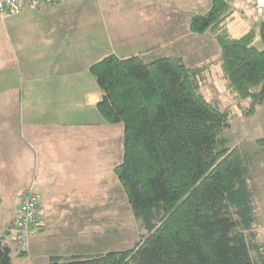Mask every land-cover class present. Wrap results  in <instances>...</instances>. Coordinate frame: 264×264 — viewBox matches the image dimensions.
Here are the masks:
<instances>
[{
	"label": "trees",
	"instance_id": "16d2710c",
	"mask_svg": "<svg viewBox=\"0 0 264 264\" xmlns=\"http://www.w3.org/2000/svg\"><path fill=\"white\" fill-rule=\"evenodd\" d=\"M231 1L211 0L190 21L193 32L210 31L220 43L217 60L193 66L181 55L110 53L91 65L102 89L99 113L124 127L123 158L114 170L144 231L124 249H104L109 238L94 251L54 249L48 264H264V244L253 229L251 170L240 147L221 135L230 110L202 88L203 72L218 62L240 104L264 103V46L257 44H264V19L232 34ZM258 141L264 145V136ZM15 251L0 240V264H16Z\"/></svg>",
	"mask_w": 264,
	"mask_h": 264
},
{
	"label": "crops",
	"instance_id": "0c3cea01",
	"mask_svg": "<svg viewBox=\"0 0 264 264\" xmlns=\"http://www.w3.org/2000/svg\"><path fill=\"white\" fill-rule=\"evenodd\" d=\"M99 1L100 8L95 4L98 0H57L44 8L2 18L17 28L34 29L30 38L14 43L17 71L12 74V82L1 86L6 90L4 94L12 92L15 99L12 104L0 101V174H13L10 186L15 187L13 197L18 204L23 187L30 182L36 185L41 197L38 219L42 221L40 226L38 223V234L34 235L38 240L46 231L58 227L56 222L64 220L66 213L83 218L86 206L94 203L92 199L99 194L91 192L94 186L86 184L85 173H96L103 156L110 158L113 169L117 163L114 160L112 164V157L118 149L120 134L124 136V127L122 123H107L99 113L97 103L102 98V89L91 65L110 53L122 57L140 54L151 60L165 52H156L159 47L148 44L153 37L150 26L157 29V37L161 39L174 22L181 25V19L170 18L167 11L179 13V17L187 12L190 24L194 15L211 6V0ZM117 22L118 27L112 26ZM141 44L147 46L135 48ZM179 52L166 54L182 56ZM6 77L0 76L2 80ZM204 82L205 78L202 88ZM4 105L14 106V111H6ZM76 140L83 141L87 150L76 149L79 145ZM102 141L108 143V148L97 149L96 143ZM8 198L9 193L0 189V204ZM17 213L8 212V227L0 229V240L7 241L14 251ZM253 229L258 237L256 221ZM75 230L72 226L70 230L59 231L56 237L62 239L53 252L61 249L70 254L72 249L86 251L87 247L94 251L95 246H87L85 241L79 245L70 242V238L82 236Z\"/></svg>",
	"mask_w": 264,
	"mask_h": 264
},
{
	"label": "rangeland",
	"instance_id": "374dc122",
	"mask_svg": "<svg viewBox=\"0 0 264 264\" xmlns=\"http://www.w3.org/2000/svg\"><path fill=\"white\" fill-rule=\"evenodd\" d=\"M236 2L237 1L234 0L231 1V8H234V11L226 18V22H228L229 29L232 28V34L238 36L256 25L260 16L254 9V6H248L242 1ZM97 3L100 8L99 3L101 2L98 0L95 4ZM178 15L180 14H176V12L168 13L167 11V16L170 18H172V16L174 18H180L181 25H177L179 21L174 22L171 28L166 29L167 32H165L164 37H161V39L157 37V29L150 26L149 33L151 32L153 37H151L150 43L148 44L153 46L157 45L159 49H157L156 52L176 53L180 51L179 53L182 54L184 60L188 63L215 60L219 53V48L221 49V45L214 35L210 31L204 33L193 32L189 24L190 14L186 12L180 17ZM158 21L161 22V19ZM112 26L118 27V22L112 24ZM33 31V28H17L13 22L8 23V21H3L2 18L0 19V76L3 74L7 76L5 80L0 78L1 102H11L12 104L15 99L12 92H6V94H4L6 90H3L1 87L4 82H9V80L12 82V74L17 71L16 68L14 69V43H18L24 38H30ZM194 35H198L197 38H195ZM257 44L260 48L264 46L262 40H258ZM146 46L145 44L135 45V48ZM203 75H205L203 87L205 96L209 100L217 102L222 108H228L230 110V126L226 128L221 135L227 138V145H238L240 147L250 167V183L253 187V203L257 214L256 224L258 223L260 233L256 239L260 241V244H264V145L258 141L264 136V103L253 105L250 101L244 100L240 104L234 93L226 88L222 77L223 68L218 62L211 64L209 68L203 72ZM248 105H252L253 110L246 112L247 110L245 111V108H249L247 107ZM7 106L9 105H4L6 111H14V106L10 108ZM76 142H79L76 149L87 150L85 148L87 145H82L81 143L83 141L76 140ZM107 145L108 143L104 144L102 141L100 144L97 142L95 147L97 149H105L106 147L108 148ZM123 151L124 136L120 134L118 149L115 156L112 157V164L114 160L118 163L122 160ZM2 164L4 167V163ZM11 177L12 179L14 177L11 173L0 174V179L2 180L0 189L3 193L8 192L10 197L4 200V204H0V229L8 224V212L12 213L16 210V212L19 213L20 210V203H16L13 197L15 194V187L10 186V184L13 183L11 182ZM84 179L87 185L92 184L94 186L91 192L95 191L96 194H98L99 191L97 198L92 199L95 200V202L86 206V215L83 218L77 219V217L74 218V216L66 213L63 216L65 217L64 220L61 219L56 222L58 227L46 231L45 235L43 234L44 236L39 240L35 237L39 231L36 230L31 234L28 243L25 244V249H22L26 250V255L25 253L23 255H18L19 252L16 253V251H20L22 246L14 230L16 240H13L16 241V245L14 241L13 245L17 246L14 252L16 264H48L50 253L53 252V248H56V246H58L56 244L60 243L59 241L62 239L56 237L59 234L58 232L70 230L72 226L76 229V232L78 231V233L82 235L76 239L70 238V242H75V244L78 245L82 244L83 241L86 242L87 246H94V244L98 245L104 243L105 238H109L110 242L105 247L103 246L104 249L119 250L134 245L139 234L144 231V227L133 213L130 202L122 186L119 184L115 170L110 165V158L103 156L102 165L96 169V173H85ZM17 181L23 183L22 179L21 181L19 179ZM30 185L36 187L34 182H30L28 186ZM28 186H24L23 188ZM37 192L39 193V191ZM17 204L19 206L18 211L15 209ZM18 213L14 215L15 218ZM41 223L42 221L39 222V226ZM6 227H8V225ZM54 234H56L55 237H53ZM252 255L255 257L256 252L253 251Z\"/></svg>",
	"mask_w": 264,
	"mask_h": 264
},
{
	"label": "built area",
	"instance_id": "2783aa9c",
	"mask_svg": "<svg viewBox=\"0 0 264 264\" xmlns=\"http://www.w3.org/2000/svg\"><path fill=\"white\" fill-rule=\"evenodd\" d=\"M254 6V9L264 19V0H234ZM55 0H0V18L18 14L24 10H36L51 5ZM236 2V3H237ZM41 199L34 185L26 187L20 199V210L15 218L17 237L25 249V244L38 226V212Z\"/></svg>",
	"mask_w": 264,
	"mask_h": 264
}]
</instances>
